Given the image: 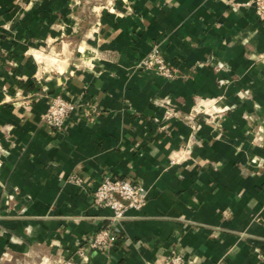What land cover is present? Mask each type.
Here are the masks:
<instances>
[{
  "label": "crops",
  "instance_id": "1",
  "mask_svg": "<svg viewBox=\"0 0 264 264\" xmlns=\"http://www.w3.org/2000/svg\"><path fill=\"white\" fill-rule=\"evenodd\" d=\"M153 45L172 78L137 67ZM55 95L76 105L63 130L42 118ZM104 172L145 202L98 250L86 241L109 214L92 202ZM171 250L264 264L251 0H0V264H166Z\"/></svg>",
  "mask_w": 264,
  "mask_h": 264
},
{
  "label": "built area",
  "instance_id": "2",
  "mask_svg": "<svg viewBox=\"0 0 264 264\" xmlns=\"http://www.w3.org/2000/svg\"><path fill=\"white\" fill-rule=\"evenodd\" d=\"M251 2L257 17L264 25V0H251ZM137 67L141 70L154 69L166 78H172L174 74L157 45H153L138 60ZM75 108L76 105L72 101L61 95H55L50 98L42 118L52 128L63 130ZM92 202L98 207L108 209L109 214L106 216L105 225L88 238L86 245L98 250H107L115 240L116 224L125 217L126 211L130 208L140 209L144 205L145 189L141 184L128 178L104 172L92 192ZM78 252L83 255L82 249ZM166 264H183V257L175 250H171Z\"/></svg>",
  "mask_w": 264,
  "mask_h": 264
}]
</instances>
